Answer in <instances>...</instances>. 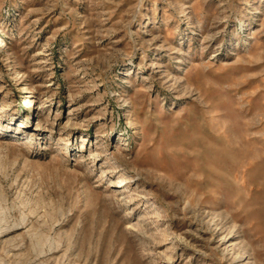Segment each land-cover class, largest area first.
Segmentation results:
<instances>
[{
  "label": "rangeland",
  "instance_id": "rangeland-1",
  "mask_svg": "<svg viewBox=\"0 0 264 264\" xmlns=\"http://www.w3.org/2000/svg\"><path fill=\"white\" fill-rule=\"evenodd\" d=\"M0 264H264V0H0Z\"/></svg>",
  "mask_w": 264,
  "mask_h": 264
}]
</instances>
